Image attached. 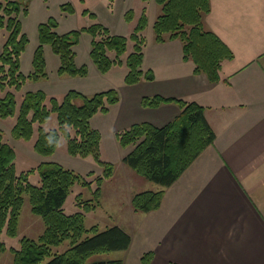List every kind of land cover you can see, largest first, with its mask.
Listing matches in <instances>:
<instances>
[{
	"label": "trees",
	"instance_id": "16d2710c",
	"mask_svg": "<svg viewBox=\"0 0 264 264\" xmlns=\"http://www.w3.org/2000/svg\"><path fill=\"white\" fill-rule=\"evenodd\" d=\"M148 1V0H143ZM113 0H109L111 4ZM160 7L153 31L155 41L165 42L178 39L182 42L183 60L194 63L195 74H205L212 83L222 79L221 69L225 61L232 59L233 52L222 40L206 27L205 17L210 12V0H155ZM62 12L72 14L70 3L60 6ZM29 13L28 5L19 0H0V89L7 90L0 97V116L13 114L16 106L14 91L20 90L26 81L46 78L44 46L50 45L53 53L60 59L57 73L68 77H85L86 64H76L74 47L79 44L82 33L91 36L89 56L97 70L106 74L116 66H125L124 84L133 85L140 81L154 79L153 72L142 69L147 14L143 10L129 35L112 34L110 29L96 20V14L84 10L83 15L95 21L81 29L65 33L57 31L58 21L49 17L38 24V45L35 48L29 74L21 71V56L29 43L23 31L22 17ZM133 12L125 14L131 21ZM129 43L132 51L122 59ZM80 100L81 102H78ZM120 100L119 91L109 88L86 96L78 90L70 89L61 98L48 95L43 90L27 91L19 106L12 136L16 139L30 140L37 136L33 145L35 152L51 156L63 137L67 140L69 155L81 158L91 157L102 168L95 176L96 188L93 198L81 200L79 205L85 212L95 209L100 203V186L113 175L114 164L101 159L102 135L91 126V119L97 114H107L112 105ZM142 106L156 108L162 103H175L180 112L163 126L143 121L134 123L115 132V139L121 147L133 146L124 155V165L136 170L146 180L161 185H172L190 164L211 145L215 131L207 121L204 106L183 98H169L159 95L146 96ZM57 117V126L46 129L45 123L50 114ZM14 148L3 140L0 132V254L6 246L1 233L6 230L10 236L17 233L19 212L23 204V193L28 194L31 210L41 216L45 229L37 240L27 237L21 239L20 248H10L14 255L13 264H123L121 259L102 260L89 263L88 259L100 253L126 250L131 244V236L120 226L114 225L99 230L97 226L86 228L85 214H68L63 205L71 187L75 183L89 186L81 174L63 167L54 160L42 161L37 170L40 174L38 185L28 181L26 173H17ZM95 175L91 170L87 176ZM165 191L144 190L135 193L131 206L135 211L149 212L160 207ZM65 240L70 246L62 253L52 255L51 248ZM154 256L145 252L141 264H149Z\"/></svg>",
	"mask_w": 264,
	"mask_h": 264
},
{
	"label": "crops",
	"instance_id": "0c3cea01",
	"mask_svg": "<svg viewBox=\"0 0 264 264\" xmlns=\"http://www.w3.org/2000/svg\"><path fill=\"white\" fill-rule=\"evenodd\" d=\"M53 2L70 3L74 13L69 15L93 12L112 34H130L143 10L147 14L142 69H150L154 79L117 86L120 100L105 114L112 113L114 137L134 123L163 126L178 115L175 103L142 106L143 97L155 95L203 105L215 131L214 142L172 185L159 189L138 176L134 180L123 168L122 158L133 146L123 148L116 141L117 157L108 160L114 167L120 165L137 185L134 190L165 191L156 210L128 209L131 227L123 229L131 244L122 252L123 264H141L148 251L154 253L149 264H264V0H210L206 27L233 52L216 83L193 72L194 63L183 60L180 40L155 41L152 30L159 14L155 0ZM130 10L133 18L128 22L125 14ZM137 234L139 247L134 249Z\"/></svg>",
	"mask_w": 264,
	"mask_h": 264
},
{
	"label": "rangeland",
	"instance_id": "374dc122",
	"mask_svg": "<svg viewBox=\"0 0 264 264\" xmlns=\"http://www.w3.org/2000/svg\"><path fill=\"white\" fill-rule=\"evenodd\" d=\"M19 2L23 4L27 2L29 9L28 15L22 17L23 31L29 38L26 50L21 56V71L25 74H29L33 69L32 59L35 48L38 45L37 27L39 23L46 21L49 17H53L58 21L57 31L59 33H65L73 29H81L82 27L90 25L92 22V19L87 15L81 17L80 15H69L62 12L59 4L54 3L53 0H28L26 2L25 0H19ZM158 12H160L159 7ZM131 31L132 29L130 28L129 32ZM152 34H154L153 30ZM3 41L2 38L0 40V51ZM90 42L91 36L88 33H82L79 44L74 47L76 51V64L78 66L88 64L87 67L89 72L87 78L59 75L57 70L60 65V59L53 53L50 45H45L44 56L46 60V78H40L36 81L28 80L20 90L14 91L16 97L15 111L13 114L0 116V132L3 136V140L14 148L16 155L14 162L17 173H26L30 183L35 185L39 184L40 174L37 170V166L40 162L48 160L57 161L63 167L81 174L89 181H93L90 187L78 182L71 187L63 205L66 213L71 214L75 212H83L85 214L84 224L86 228L95 225L99 230H103L107 227L117 225L121 228L129 229V227H131V222L129 220L128 209L135 212L131 206V198L135 193L144 190H134L137 185L126 178L120 165L114 167L113 175L115 172V176L113 177L112 175L101 184L99 205H97L95 209L85 212L83 207L79 205V202L81 200L93 198V191L96 188V182H94V179L96 175L102 173V168L98 166L91 157L86 159L69 155L67 151V140L63 137L60 138L54 154L51 156H42L35 152L33 148L37 132L33 134V137L30 140L16 139L11 133L12 127L16 122L19 106L27 91L43 90L46 93H49V95L53 93L52 95L61 98L63 93L70 89H76L89 97L96 92L109 88H116L119 90L117 86L124 85V77L126 74L125 66H116L107 74L100 73L95 65L91 63L92 61L89 56ZM130 51H132L131 43H129L125 54L122 55V59L125 60ZM148 60L149 59L147 58V63ZM6 91L7 90L0 89V97H3L6 94ZM77 101L81 102L80 100ZM111 114L112 113L104 115L102 113H97L91 119V126L98 129L102 135L101 159L105 161H109L108 159H116L117 157V149L114 146L116 139L111 132ZM44 126L46 129L57 126V117L54 112L50 114V117ZM125 166L123 168L129 170L134 180H138V177L142 178V180H146L136 170ZM91 170H94L95 175L87 176ZM144 182H150L155 189L161 188V185L152 181L147 180ZM130 190L133 191L130 192ZM129 192L131 193L130 202L127 201V195ZM129 203L131 207H128ZM44 229L45 226L41 216L32 212L29 196L28 194L23 193V204L19 212L16 235L10 236L7 234L6 230L1 233V240L4 242L6 249L0 254V264H13L14 255L10 248L19 249L23 237L37 240L43 233ZM69 246L70 241L65 240L60 245L53 246L51 248V253L52 255L55 253H62L68 249ZM133 246L134 249L139 247L138 234L135 237V243ZM122 252L123 250L95 254L88 259V262L93 263L102 260L120 259L122 257ZM50 258L51 256L47 257L42 264H45ZM130 264H133V262Z\"/></svg>",
	"mask_w": 264,
	"mask_h": 264
},
{
	"label": "water",
	"instance_id": "95a60500",
	"mask_svg": "<svg viewBox=\"0 0 264 264\" xmlns=\"http://www.w3.org/2000/svg\"><path fill=\"white\" fill-rule=\"evenodd\" d=\"M27 0H25V2H26Z\"/></svg>",
	"mask_w": 264,
	"mask_h": 264
}]
</instances>
